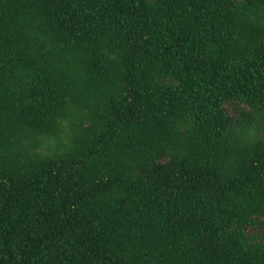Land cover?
<instances>
[{"label":"trees","instance_id":"trees-1","mask_svg":"<svg viewBox=\"0 0 264 264\" xmlns=\"http://www.w3.org/2000/svg\"><path fill=\"white\" fill-rule=\"evenodd\" d=\"M0 264H264V0H0Z\"/></svg>","mask_w":264,"mask_h":264},{"label":"rangeland","instance_id":"rangeland-1","mask_svg":"<svg viewBox=\"0 0 264 264\" xmlns=\"http://www.w3.org/2000/svg\"><path fill=\"white\" fill-rule=\"evenodd\" d=\"M229 110L231 114H233L236 118L239 116L240 108L237 106H229Z\"/></svg>","mask_w":264,"mask_h":264}]
</instances>
